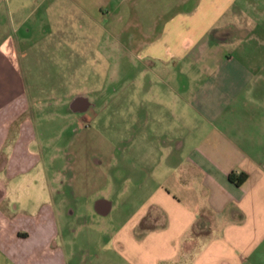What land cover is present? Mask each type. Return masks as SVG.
<instances>
[{"label": "crops", "instance_id": "1", "mask_svg": "<svg viewBox=\"0 0 264 264\" xmlns=\"http://www.w3.org/2000/svg\"><path fill=\"white\" fill-rule=\"evenodd\" d=\"M87 2L0 0V264H264V0L126 5L129 10L143 5L145 11L132 19L139 36H127L128 54L139 64L128 80L126 138L113 140L110 164L115 181L126 151L127 179L136 192L129 198L136 206L108 228L99 254L87 248L92 243L86 239L77 259L71 250L76 230L64 248L58 245L56 209L49 203L58 194L51 188L44 186L48 194H21L32 184L23 186L16 177L41 160L38 108L72 118L82 132L89 117L117 111L119 94L105 99L103 90L97 93L106 84L94 85L95 103L48 89L71 82L86 86L83 79H71L74 70L50 53L42 58L58 67V82L43 85L25 74L28 17L41 7L48 16L56 4L82 10ZM37 87L47 89L34 93ZM96 164L103 173L104 161ZM67 165L71 186L78 163ZM231 174L245 179L236 184ZM8 183L16 194H7ZM21 199L29 209L17 207ZM92 199L99 216L114 208L99 191Z\"/></svg>", "mask_w": 264, "mask_h": 264}, {"label": "rangeland", "instance_id": "2", "mask_svg": "<svg viewBox=\"0 0 264 264\" xmlns=\"http://www.w3.org/2000/svg\"><path fill=\"white\" fill-rule=\"evenodd\" d=\"M98 1L97 4V0H88L87 7L82 10L74 6L56 4L48 16L43 13L41 7L36 15L28 17L23 26V31L30 29L28 33L30 39H25L23 43L29 48L24 57V67H28L27 70L34 68L33 71L25 70L30 81L43 85L53 80L58 82L55 76L59 74L58 67L55 69V66L44 62L42 58L44 52L54 55L64 68L74 70L71 72V79H83L84 85L86 84L83 86L71 82L70 87L48 89L55 90L57 94H65L67 91L82 94L92 103L99 100L97 93L101 94V90L105 99L112 92L120 95L118 104H115L118 105L116 113L112 116L105 112L101 117L92 120L89 117L85 124L87 129L83 132L72 118L58 114L48 115L43 111L44 108H38L39 118L35 124L40 134L36 142L40 145L38 150L41 160L29 174L16 177L22 181L21 185L32 184L30 189L21 188V194H48L44 186H47V190L51 188L54 191L52 194H58L54 200H49L56 209L57 243L64 248L65 241L71 240L76 230V233L78 232L74 239L76 242L72 243L71 250L77 259L82 255L80 250H85L81 246H84L82 243L86 239L92 243L87 248L99 254L100 243L105 240L108 228L116 227L125 220L136 206L134 203L136 201L129 198L130 194L136 192L127 179L130 168L123 158L126 157V151L120 153L118 160L120 174H116V180L112 181L110 148L113 140H117L118 137L126 138L125 101L128 80L134 74L132 66L139 64V61L128 54L127 36L129 32L135 33L132 23L134 15L143 16L145 8L141 5L135 10L133 7L129 10L126 5L132 0ZM135 34L139 36V30ZM46 67L48 69H45ZM96 84H106V87L98 88L99 91L96 93L97 88L94 86ZM33 89L34 93H38L47 88ZM39 94L41 97L42 94ZM39 104L44 105L41 101ZM70 140L73 142L72 147L68 146ZM97 159L104 161L103 173L99 166H96ZM70 160L78 163L75 172L79 170V175L75 186H69L67 182V179L72 177V171L67 167ZM27 178L30 181L26 180ZM6 187L7 194H16L11 183ZM97 191L107 195L114 204L113 210L107 216H99L93 211L92 196ZM70 194L80 196L71 197ZM27 203V199L16 202L17 207L23 209H29L30 205ZM70 208L75 210V214L68 215L67 210Z\"/></svg>", "mask_w": 264, "mask_h": 264}, {"label": "trees", "instance_id": "3", "mask_svg": "<svg viewBox=\"0 0 264 264\" xmlns=\"http://www.w3.org/2000/svg\"><path fill=\"white\" fill-rule=\"evenodd\" d=\"M229 179L230 180H234V182L236 183V184H240V183H242L243 181H244V179H245V175H240L239 177H237V178H234V176L231 174V175H229Z\"/></svg>", "mask_w": 264, "mask_h": 264}]
</instances>
